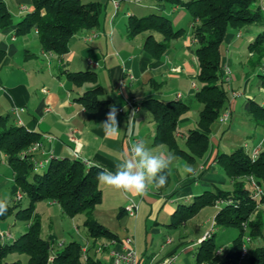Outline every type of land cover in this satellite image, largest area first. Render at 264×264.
Instances as JSON below:
<instances>
[{"label":"crops","instance_id":"crops-1","mask_svg":"<svg viewBox=\"0 0 264 264\" xmlns=\"http://www.w3.org/2000/svg\"><path fill=\"white\" fill-rule=\"evenodd\" d=\"M82 1H96L101 4L98 25L94 29H82L74 33L68 39L67 52L62 55L43 51L36 31L27 35L13 36L11 32L5 33L1 30L5 36H10V41L6 43L0 40V43H4L7 48L0 60V115H9L12 123L22 124L26 129L38 133L41 146L35 155L40 159L44 157L73 158L74 142L70 140L72 134L79 140V156L82 160L90 164L99 161L109 169H113L115 163L123 158L130 142L133 141H143L157 153H173L175 160L168 171L167 185L160 189L150 185L152 190L148 197L133 196L98 182L102 194L101 201L106 198L111 199L109 207L111 213L116 212L117 216L127 214L123 207L128 198L137 201L139 207L135 216L127 214L132 220L131 224L134 228L132 231L119 225L113 231L117 236L115 239L105 237L97 239L102 238L104 243L109 244L105 249H107L106 257L110 263L111 248L119 246L114 241L121 240L125 236H132L139 264H155L171 254L175 255L173 264H193V261L195 264H204L198 262L196 257L197 246L200 243L198 239H187L186 233H178L175 244L169 229H166L163 234L165 238L161 236L162 226L173 228L183 223L185 226L184 221L179 224H170L171 215L179 205L190 204L195 195L205 190L215 191L217 188L232 190L233 182L222 172L216 157L220 153H229L239 148L233 145L228 149L227 145L221 142V136L226 130L225 122L230 121L227 129L233 126L231 119L235 99L246 97L242 105L253 117L255 126L260 127L261 133L259 138H255L251 143L245 141V149L243 146L240 147L246 153H250L257 146L260 147V152L264 150V120H257L248 102L253 99L259 106H264V95H257V99L249 95L248 85L251 78L244 81L243 88L240 90L234 87L230 78V86L234 90H239L241 94L232 97L230 88L224 85L228 94L221 111L229 110L230 116L227 120L222 121L217 118L211 123L206 152L193 161L177 155L166 144L154 142L156 122L150 110L142 102L151 98L167 102L179 95L178 98L190 104V108L179 116L175 132L177 144L187 150L186 134L190 129L197 127L201 109V105L194 98L197 88L195 81L197 63L194 53L196 41L191 29V15L183 5V2L187 0ZM18 2L19 21L27 11L32 9V5L25 0H18ZM166 3H169V6ZM21 7L25 9L22 11ZM151 13L168 17L172 29H185L181 36L168 40L166 47L158 55L148 51L144 47V41L150 33L156 40H162L159 32L142 31L132 36L127 28L129 16L140 17ZM185 20H187L186 27L182 25ZM17 22L12 21L13 24ZM92 30L96 32V35L89 40H84L83 37ZM247 31L242 28L232 29L225 34L221 46L222 63L230 67L234 50L239 49L244 42L247 47L249 41L258 34ZM238 32L240 36H237ZM245 34L250 35L245 36ZM243 57L251 67H254L252 65L254 57L249 56V52ZM255 66L258 67V65ZM81 70H92L96 77L95 82H74L69 72ZM129 75L132 77L130 78ZM95 84L102 88L99 98L106 99L107 103L103 108L89 110L77 98ZM255 84L258 89H264L260 87L258 76ZM130 98L136 100L138 106L136 110H132L126 104V99ZM112 106L117 109L120 131L118 135L106 137L100 124L105 121L106 114ZM0 164L6 173L0 179V188L3 186L8 188L6 193L8 203L17 201L22 203L24 200L26 204L24 193L14 181L13 170L7 161V156L1 150ZM46 164L47 162L42 165V169H45ZM185 166H190L192 171L188 172ZM17 194L21 195L20 199H17ZM40 202L49 214L63 212L56 201L44 199L35 204L33 213L38 216L41 215L37 207ZM209 206L218 208L215 203ZM12 216L11 224H6L5 220L0 221V234H9V237L4 239L6 241H12L28 227L27 221L23 220L24 223H19L20 218L15 214ZM83 237L86 241V235ZM94 246L97 247L95 244ZM181 248L186 253L182 258L177 253V250ZM95 250L97 251L96 248ZM103 258L99 257L101 261Z\"/></svg>","mask_w":264,"mask_h":264},{"label":"trees","instance_id":"trees-1","mask_svg":"<svg viewBox=\"0 0 264 264\" xmlns=\"http://www.w3.org/2000/svg\"><path fill=\"white\" fill-rule=\"evenodd\" d=\"M25 1L32 5V9L13 24L6 3L0 0V30L11 32L13 36L36 31L43 51L62 55L67 52L68 39L74 33L82 29H94L98 25L101 4L96 1ZM183 5L191 15V29L196 41L194 53L198 84L194 98L201 105L197 127L190 129L185 137L187 150L179 147L175 132L179 116L190 108V104L178 97L167 102L151 98L142 103L150 110L156 122L154 142L164 143L177 155L193 161L206 152L210 125L218 118L227 98L222 82L221 46L224 36L232 29L238 30L253 24L264 25V10L258 0H187ZM127 28L132 36L142 31L159 32L162 40H156L150 33L144 41V47L154 55L166 47L168 40L185 32L184 28L172 29L169 18L157 13L140 17L131 15ZM247 47L249 54L256 57L252 65L261 63L264 58V30L249 41ZM6 49V45L0 43V60ZM69 75L76 83H94L96 80L92 70L69 72ZM257 75L260 87H264V69ZM101 93V86L95 84L77 99L87 109L97 110L107 103L106 99L99 98ZM248 102L253 114L264 118V106H259L253 99ZM39 140L37 132L26 129L22 124L12 123L9 115H0V150L6 154L14 181L27 200L23 206L19 201L9 204L7 212L0 216V221L15 214L28 222L27 229L12 241L4 240L0 235V264H105L89 253V247L84 257L82 245L77 240H71L53 252V237L43 238L40 235L39 216L32 213L38 201L48 199L56 201L69 217L84 215L87 239L117 237L115 232L93 217L96 205L102 200L96 179L98 169L74 156L49 158L43 171H34L28 155L22 156L21 152ZM216 160L230 178H255L261 186L259 198H253L252 189L241 180L231 191L218 188L215 191L205 190L195 195L190 204L179 205L171 215L170 224H179L199 208L214 204L216 199L221 198L223 203L217 208L213 224L235 227L237 236L233 238L223 258L215 254L219 246L215 244L213 235L206 237L197 246L196 257L198 262L204 264H216L218 257L217 264H237L240 245L247 242L242 238L240 224L258 204L264 208V150L252 159L249 153L239 147L229 153L218 154ZM258 230V224L255 223L248 234L254 235ZM22 255H25L24 262L21 260ZM249 258L251 264H264V241L249 250Z\"/></svg>","mask_w":264,"mask_h":264},{"label":"rangeland","instance_id":"rangeland-1","mask_svg":"<svg viewBox=\"0 0 264 264\" xmlns=\"http://www.w3.org/2000/svg\"><path fill=\"white\" fill-rule=\"evenodd\" d=\"M3 1L6 2L7 7L12 15V21L17 22L19 19L17 18L18 17L17 9L19 7L18 0H3ZM166 5L169 6V3H166ZM182 25L186 27L185 25H187V20H185ZM242 29L244 31L249 30L253 34H256L264 30V25L253 24L246 26ZM247 35L250 34H245V36ZM1 39L2 41L8 43L10 41V36L9 35L5 36V34L0 30V40ZM247 53L248 51L245 42L241 45L239 49L234 50V53L232 55V64L229 67L230 69L229 75L231 78V83H233L234 87L239 90L243 88L244 81L246 79L251 78V80H249V85H248L250 91L249 95H251V97H253L254 99H257V95L259 94L264 95V89H258L255 84L258 76L257 73L261 70V66L264 64V58L262 59L261 63H257L258 67L257 66L251 67L248 61L244 59L245 57H243V55H246ZM249 56L254 57L252 60L255 61L256 57L252 53L249 54ZM195 81L198 84L197 80ZM226 92H228V90ZM245 98L246 97L235 99V108H232L233 111L232 119H231L232 120L231 123H233L232 128L227 129L228 127L227 125L230 124V121L225 122L226 125H224L225 126L224 129L226 130H224V133L221 136V142L225 143L228 149L232 148L233 145L234 147H240V146L244 147L245 141L251 143L255 138H259V136L261 135L260 127L255 126L253 117L245 111L242 105L243 102L245 101L244 100ZM256 118L259 121L264 120L263 117L260 118L256 117ZM255 127L257 129H255ZM259 153L260 152H258L257 156L259 155ZM0 166H1L0 173L2 175V176L0 175V179H1L3 175H5L6 173L4 172V167L2 166V164H0ZM39 171L41 172L43 171V169L40 168ZM222 172L225 173L223 168H222ZM249 178L235 177L230 179L233 182V188L236 186V183L241 180L245 182L244 184H246L248 188L253 189V186L251 185ZM253 179L255 180V178ZM7 190L8 188H6V186L0 188V198L6 197ZM110 201H111L110 198H106L100 203H98L96 205V209L93 211V217L112 231H115L116 227L119 225L125 226L132 231L134 228H133V224H131L132 223L131 217L128 216L127 214H124L123 216H117L116 212L111 213L109 209L111 205ZM214 203L217 206H219L220 204L223 203V200L221 198H218L215 200ZM23 204H24V200L22 201V206ZM37 207L38 210L41 212V215L39 216L40 235L44 238H48L50 236L53 237L51 251L54 252L55 250L60 249L64 244L68 243L71 240H77L80 242L82 246L85 245L86 243L88 244L89 246L88 251L92 256L98 258L100 257V259L104 257L102 259L103 262L105 264H110L109 259L106 257L107 249H104V251L102 252L95 250V248L97 249V247H95L94 244L98 246L104 243V241H102V238L97 240L86 239V241L83 239L84 238L83 235H86V229L83 225V220H84L83 214H78L75 217L71 218L61 211H59L58 214H53V215L52 213L49 214L48 212H46L45 208H43L44 205L41 202L37 205ZM216 211L217 209L215 207L205 205L199 208L193 214L189 215V217L185 218L184 220V222L186 223L185 226L183 225L184 223L173 228L169 226H162L163 230L161 236L165 238V235L163 234L166 232L165 231L166 229H169L171 238L172 239L174 238V242L176 244L177 243L176 241L178 239V233L181 234L186 233L187 239L194 238V239H198V241H201L202 236L208 231H211L210 236L212 235L213 232H215L213 234V240L215 244L219 246L220 249L219 252H217L216 250L215 254L223 258L225 253L230 248L233 238L237 236L238 231L235 227H231V226H220V225L214 226L213 220ZM33 214L34 213H32V215ZM4 220L6 224H11L13 222V216L10 215ZM18 221H20L19 223H24L23 220L21 219H18ZM255 223L258 224L259 230L254 235H249L248 233L251 232V226ZM240 228H242V236H243L242 238L247 242H243L240 245L237 264H251L249 258V250L253 249L255 246L261 245L264 241V208L261 204H258L252 210V212L248 213L247 219L241 222ZM210 236L208 238H210ZM58 241H62L63 245L58 246L57 245ZM244 248H246V251L245 254L242 255V252H244ZM177 253L178 256H181V258L186 255V253L182 248L177 250ZM219 257H218V261H216V264L219 262ZM21 260L22 262L25 261V255H22ZM193 264H195V261H193Z\"/></svg>","mask_w":264,"mask_h":264},{"label":"clouds","instance_id":"clouds-1","mask_svg":"<svg viewBox=\"0 0 264 264\" xmlns=\"http://www.w3.org/2000/svg\"><path fill=\"white\" fill-rule=\"evenodd\" d=\"M106 137L118 135L119 127L117 109L112 106L106 114V119L100 124ZM175 160L171 152H155L143 141L130 142L123 158L117 161L113 169H109L99 161L92 162L98 169L96 179L100 184L138 197H148L151 186L163 188L168 182V171ZM188 172L192 169L185 166ZM8 198H0V216L8 210Z\"/></svg>","mask_w":264,"mask_h":264},{"label":"built area","instance_id":"built-area-1","mask_svg":"<svg viewBox=\"0 0 264 264\" xmlns=\"http://www.w3.org/2000/svg\"><path fill=\"white\" fill-rule=\"evenodd\" d=\"M136 1H140V0H136ZM260 6L262 7V9L264 10V0H258ZM22 11L25 9V7H21L20 8ZM96 35L95 31H90V33L86 36L83 37L84 40H89L92 37H94ZM237 36H240V32L237 33ZM91 63V62H90ZM261 69H264V65L261 66ZM230 69L229 66L225 63H222V82L223 84H226L228 86V88H230V92H231V96L232 97H237L238 95H240V92L237 90H234L231 86H230ZM129 77L131 78L132 75H129ZM177 97H179V95H177ZM126 104L132 109V110H136L138 108L137 104H136V100L134 98H130V99H126ZM17 110L15 109V112ZM230 116V111L229 110H225L223 112H220L218 118L222 121L227 120ZM70 140L72 142H74V148H73V154L74 156L80 158L79 156V140L76 136H74L73 134L70 135ZM41 143L40 140L39 141H35L34 143H32L31 145H29L25 150H23L21 152V155H28L29 160L32 162V166H33V170L37 171L40 168H42V165L44 163H46L49 160V157H44L43 159L37 158L35 155V152L40 148ZM258 152H260V147L257 146L255 147L250 153V157L252 159L256 158ZM43 153V152H42ZM81 159V158H80ZM82 160V159H81ZM86 165H89L90 163L88 161L82 160ZM251 185L253 186V194L252 197L258 199L261 193V187L257 184L256 180H254L252 177L249 178ZM21 195L17 194V199H20ZM139 204L137 201L133 200L132 198H128L127 203L124 205L123 209L124 211L130 215V216H135L138 210ZM214 223V221H213ZM211 231H208L207 233H205L202 236V239H205L206 237L210 236ZM1 237L3 239H5L6 237H9V234H0ZM115 244H118L119 246L117 247H113L110 250V255H111V263L110 264H139V257L135 251V247H134V239L132 236H125L123 237L121 240L118 241H114ZM58 246L63 245L62 241H58L57 242ZM109 244L107 243H102L100 245L97 246V250L101 251L104 250ZM88 244L86 243L85 245L82 246V252H83V256L85 257V253L88 249ZM220 249H217V252H219ZM246 248H244V252H242V255L245 254ZM175 260V255L171 254L168 255L164 258H162L161 260H159L158 262H156L155 264H173Z\"/></svg>","mask_w":264,"mask_h":264}]
</instances>
